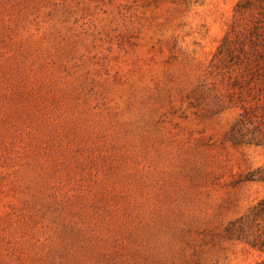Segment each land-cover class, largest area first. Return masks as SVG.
Returning <instances> with one entry per match:
<instances>
[{
    "label": "rangeland",
    "instance_id": "374dc122",
    "mask_svg": "<svg viewBox=\"0 0 264 264\" xmlns=\"http://www.w3.org/2000/svg\"><path fill=\"white\" fill-rule=\"evenodd\" d=\"M0 264H264V0H0Z\"/></svg>",
    "mask_w": 264,
    "mask_h": 264
}]
</instances>
